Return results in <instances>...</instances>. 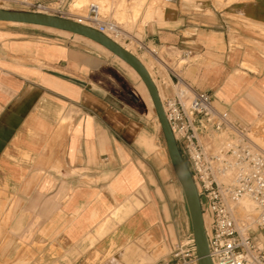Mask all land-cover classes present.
I'll list each match as a JSON object with an SVG mask.
<instances>
[{
	"label": "crops",
	"instance_id": "crops-1",
	"mask_svg": "<svg viewBox=\"0 0 264 264\" xmlns=\"http://www.w3.org/2000/svg\"><path fill=\"white\" fill-rule=\"evenodd\" d=\"M0 1L33 11L68 0ZM159 1L134 0L141 38L125 49L161 101L178 89L205 92L236 130L259 135L264 0H168L175 8L163 9ZM162 137L148 90L111 52L70 33L0 23V191L9 242L25 245L29 261L13 264L170 260L191 223Z\"/></svg>",
	"mask_w": 264,
	"mask_h": 264
},
{
	"label": "built area",
	"instance_id": "built-area-1",
	"mask_svg": "<svg viewBox=\"0 0 264 264\" xmlns=\"http://www.w3.org/2000/svg\"><path fill=\"white\" fill-rule=\"evenodd\" d=\"M19 3L27 4L25 0ZM31 7L32 12L51 11L41 2ZM59 12L49 13L72 19ZM76 21L115 38L129 34L118 23L104 19L94 2L86 5L85 15ZM150 52L157 54L155 50ZM162 106L207 219L205 233L212 263L264 264V245L260 246L254 237L257 233L264 236V154L252 147L248 132L236 130L227 114L213 110L205 92L189 94L178 89L172 99L162 101ZM202 134H209L206 142L200 141ZM242 198L256 206V230H242L236 222L234 209ZM191 236L180 240L170 260L160 264H197Z\"/></svg>",
	"mask_w": 264,
	"mask_h": 264
},
{
	"label": "water",
	"instance_id": "water-1",
	"mask_svg": "<svg viewBox=\"0 0 264 264\" xmlns=\"http://www.w3.org/2000/svg\"><path fill=\"white\" fill-rule=\"evenodd\" d=\"M0 22L51 28L68 32L72 35L82 36L101 45L134 69L144 83L152 100L157 120L164 137L165 148L171 167L183 192L190 217L191 234L198 259L197 264H213L208 255V244L196 186L181 157L174 136L164 115L157 88L144 65L134 55L111 41L103 34L92 28L77 24L70 19L32 11L5 10L0 8Z\"/></svg>",
	"mask_w": 264,
	"mask_h": 264
},
{
	"label": "rangeland",
	"instance_id": "rangeland-1",
	"mask_svg": "<svg viewBox=\"0 0 264 264\" xmlns=\"http://www.w3.org/2000/svg\"><path fill=\"white\" fill-rule=\"evenodd\" d=\"M73 1L74 0H68L67 2H65L64 6H62V8L59 9L60 10L59 13H61V15H67L70 17L71 16L73 17L84 16L86 12V5L90 0H86L83 7L80 9H76L77 2L75 0V4L73 5ZM110 1H111V4H110ZM177 1L178 3H176V5H179L180 0H177ZM231 1L233 0H228V2H231ZM98 2L101 4L103 11H104L102 16L110 18L111 13H112L111 20L116 23H119V26L123 30L129 33L127 36H122L120 40H122L127 45L129 44V46H126L122 42L123 46L130 47L133 51L136 45L135 44L136 42L133 39V36L138 40L141 38L140 35H135L136 31L138 30V24L135 25V23L138 21V17H136L137 13H134L133 19L130 18V16L133 14L132 6L134 5V0H98ZM155 2H158V1H155ZM0 5L9 6L8 3L4 1H0ZM57 6L58 5H51V6H46V7L51 10L49 12H52V10L57 11ZM156 7H161V9L165 7L175 8L174 4L168 2V0L159 1V3H156ZM149 12H150V9H146L145 11L146 16L149 15ZM151 50H154V49L151 48ZM160 70L163 73V69L160 68ZM255 129L259 132L262 130L264 131V116L257 122ZM253 133H254V130L251 131V135H250L253 147L264 153V140L258 135H254ZM161 148L163 149L162 152L163 154H165L164 155L165 158L168 157L166 153L163 137L161 139ZM167 165L169 167V170L173 172L169 158H168ZM174 180L176 182L175 185H176L177 190H181V187H180V184L177 178ZM7 205H9L8 198L5 196V194H3L2 191H0V264H13L14 262H17L19 260H24L26 261V263H28L29 261L27 262V260H25L26 259L25 245L16 246L15 244H12L9 242L10 240L8 237L9 236L8 225H9V220H10V213L7 211ZM190 235H191V228H189L187 232H182L180 234V240H183V238L190 236ZM258 236H259V233L255 234L254 237L257 238ZM262 238L264 240L263 235H262ZM81 263L83 264V262H76L74 264H81Z\"/></svg>",
	"mask_w": 264,
	"mask_h": 264
},
{
	"label": "bare ground",
	"instance_id": "bare-ground-1",
	"mask_svg": "<svg viewBox=\"0 0 264 264\" xmlns=\"http://www.w3.org/2000/svg\"><path fill=\"white\" fill-rule=\"evenodd\" d=\"M76 6H77V8H80V7H82L83 5H84V3L86 2V0H76ZM89 2H94V3H96V4H98L99 5V9H100V12H101V15L104 13V11H103V8H102V6H101V4L98 2V0H90ZM88 2V3H89ZM87 3V4H88ZM43 14H49V15H52V14H50L48 11H44V13ZM103 17V16H102ZM71 18L72 19H70V20H72V21H74L75 23H77V21H76V19L78 18V17H74L73 18V16H71ZM0 23H2V22H0ZM6 24H14V23H6ZM78 24V23H77ZM81 25H83V26H86V27H89V28H91L90 26H88V24H85V23H83V24H81ZM36 27H39V26H36ZM42 28H45V27H42ZM47 29H51V28H47ZM92 29H94V30H96L95 28H93L92 27ZM51 30H55V29H51ZM57 31H59V30H57ZM97 31V30H96ZM60 32H63V31H60ZM66 33H68V32H66ZM100 33V32H99ZM104 35V34H103ZM74 36H78V37H81V38H84V37H82V36H79V35H74ZM104 36H106L107 38H109L111 41H113L114 43H116L117 45H119L120 47H122L123 49H125V46H121L122 45V40H120V38H115V37H111V36H108V35H104ZM85 39H87V38H85ZM133 39L134 40H138V39H136L134 36H133ZM87 40H89V39H87ZM89 41H91V40H89ZM93 42V41H92ZM124 43V42H123ZM97 44V43H96ZM125 44V43H124ZM97 45H99V44H97ZM126 46H127V44H125ZM99 46H101V45H99ZM102 47V46H101ZM103 48V47H102ZM105 49V48H104ZM107 50V49H106ZM126 51H128L127 49H125ZM129 52V51H128ZM131 53V52H130ZM132 54V53H131ZM133 55V54H132ZM136 57V56H135ZM137 58V57H136ZM138 59V58H137ZM139 60V59H138ZM140 61V60H139ZM141 62V61H140ZM142 63V62H141ZM143 64V63H142ZM144 65V64H143ZM145 67V66H144ZM146 68V67H145ZM134 70V69H133ZM146 70H147V68H146ZM148 71V70H147ZM148 73H149V71H148ZM137 74V73H136ZM138 75V74H137ZM149 75H150V73H149ZM139 77V76H138ZM150 77H151V75H150ZM140 78V77H139ZM152 79V78H151ZM141 80V79H140ZM153 81V80H152ZM143 83V82H142ZM154 83V82H153ZM144 84V83H143ZM155 85V84H154ZM145 86V85H144ZM157 88V87H156ZM157 91H158V89H157ZM158 94H159V92H158ZM159 98H160V96H159ZM160 101H161V99H160ZM161 105H162V101H161ZM162 108H163V106H162ZM164 109V108H163ZM160 126V125H159ZM262 134V135H261ZM250 135H251V133H248L247 134V136H248V138H249V141H250V143H251V145H252V142H251V138H250ZM259 137H261L263 140H264V131L262 130L261 132H260V134L258 135ZM263 144V143H262ZM252 147H253V145H252ZM257 147V146H256ZM254 148V147H253ZM255 149V148H254ZM257 150V149H256ZM257 151H259V150H257ZM167 152V151H166ZM259 152H261V151H259ZM262 154H264L263 152H261ZM235 209H234V216H235V218H236V222L240 225V227H241V229L242 230H247V229H252V230H256V226H255V223H256V220H257V211H256V206H255V204L250 200V199H248V198H242L236 205H235ZM202 218H203V225H204V230H205V228L207 227V219H206V217H204L203 215H202ZM192 235V234H191ZM205 235H206V233H205ZM261 238H260V237ZM259 236L257 237V240H258V244L261 246V245H264V240H263V238H262V235H260L259 234ZM191 239H192V244H193V248H194V250H195V246H194V241H193V238H192V236H191ZM196 252V251H195ZM197 261H198V259H197Z\"/></svg>",
	"mask_w": 264,
	"mask_h": 264
}]
</instances>
